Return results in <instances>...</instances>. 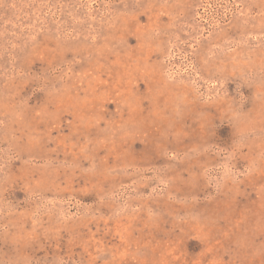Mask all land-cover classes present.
Returning a JSON list of instances; mask_svg holds the SVG:
<instances>
[{
    "label": "rangeland",
    "instance_id": "374dc122",
    "mask_svg": "<svg viewBox=\"0 0 264 264\" xmlns=\"http://www.w3.org/2000/svg\"><path fill=\"white\" fill-rule=\"evenodd\" d=\"M0 264H264V0H0Z\"/></svg>",
    "mask_w": 264,
    "mask_h": 264
}]
</instances>
